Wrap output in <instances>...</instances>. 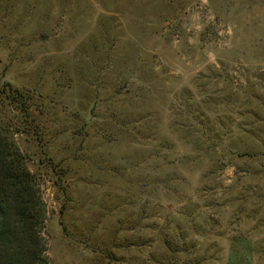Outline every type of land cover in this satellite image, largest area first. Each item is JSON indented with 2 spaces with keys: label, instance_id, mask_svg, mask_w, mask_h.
Returning <instances> with one entry per match:
<instances>
[{
  "label": "rangeland",
  "instance_id": "rangeland-1",
  "mask_svg": "<svg viewBox=\"0 0 264 264\" xmlns=\"http://www.w3.org/2000/svg\"><path fill=\"white\" fill-rule=\"evenodd\" d=\"M5 125L46 264H264V0H0Z\"/></svg>",
  "mask_w": 264,
  "mask_h": 264
},
{
  "label": "trees",
  "instance_id": "trees-1",
  "mask_svg": "<svg viewBox=\"0 0 264 264\" xmlns=\"http://www.w3.org/2000/svg\"><path fill=\"white\" fill-rule=\"evenodd\" d=\"M9 130L0 126V264H46L41 194Z\"/></svg>",
  "mask_w": 264,
  "mask_h": 264
}]
</instances>
